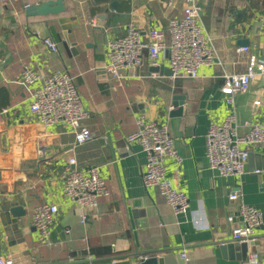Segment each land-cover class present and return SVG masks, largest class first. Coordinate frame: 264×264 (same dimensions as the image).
<instances>
[{
	"label": "crops",
	"instance_id": "1",
	"mask_svg": "<svg viewBox=\"0 0 264 264\" xmlns=\"http://www.w3.org/2000/svg\"><path fill=\"white\" fill-rule=\"evenodd\" d=\"M43 1L0 0V101L6 102L0 110L11 109L0 123V256L12 253L14 264H103L112 256L134 261L136 254L163 249L174 264H182V252L185 264H242V248L223 250L222 241L232 239L246 203L263 214L249 251L259 249L264 264V185L258 173L264 142L250 147L244 172L235 176L211 168L206 156L209 126L229 114L241 133L264 124V73L233 103L222 90L224 73L245 72L251 55L264 60V0H193L212 38L215 62L202 65L195 78L172 79L153 71L146 56L122 81L106 69L109 40L125 35L131 23L143 35L164 29L169 40V22L183 15L187 0H117L116 8L114 0H65L59 15H30L28 8ZM45 38L58 42L59 50L49 49ZM241 46L249 50L241 52ZM158 62L170 68L167 50ZM25 65L41 75L32 87L56 70L70 72L91 112L84 120L91 139L77 144L67 123L45 124L31 112L30 92L19 82ZM177 95L185 96L182 106L174 105ZM142 117L167 124L174 138L182 161L167 158L166 175L188 195L186 213L176 214L157 187L143 182L146 152L126 139ZM72 156L79 167L99 166L111 192L97 209L87 210L85 223L79 206L63 193L62 174ZM232 193L238 197L231 199ZM16 200L26 209L17 223L4 212L5 202ZM44 202L59 207L49 243L40 242L33 225L35 207Z\"/></svg>",
	"mask_w": 264,
	"mask_h": 264
},
{
	"label": "built area",
	"instance_id": "2",
	"mask_svg": "<svg viewBox=\"0 0 264 264\" xmlns=\"http://www.w3.org/2000/svg\"><path fill=\"white\" fill-rule=\"evenodd\" d=\"M200 7L187 0L184 13L174 17L168 25L169 40L164 29L152 28L145 35L134 24L128 25L127 32L121 37L108 42L109 74L117 81L130 76L132 70L143 65L146 56L152 66H160L159 54L167 50L170 78H195L199 68L213 64L216 53L212 38L207 33L199 17ZM264 25V14L260 15ZM45 44L52 51L59 50V43L52 38H45ZM248 46H241L239 51L246 52ZM258 72L264 73V60L251 55L247 70L243 73H224L222 90L227 94L229 103L234 102L238 92L248 91L257 80ZM152 76H161L152 72ZM41 75L31 66L25 65L19 82L30 92V110L45 124L63 121L75 133L76 143L82 144L92 138L93 133L85 126L84 120L91 112L83 104L81 94L73 76L68 70H56L46 76L42 82L32 87ZM9 107L0 110V123L10 113ZM128 142H138L146 152L147 162L143 171L146 187H157L173 207L176 214L186 213L189 209V197L183 190L174 186L166 175V160L169 157L182 161L175 146V141L168 125L157 121H148L143 117L138 120V128L127 136ZM264 142V124L255 122L245 133L238 129L236 117L229 114L223 122L213 123L206 134V156L209 166L224 176H235L244 172L251 146ZM43 154V150L40 151ZM74 156L68 160V166L62 174L63 193L80 208L79 218L87 221V210L97 209L102 198L111 192L106 180L101 175L99 166L82 168L76 165ZM237 193L230 194L236 199ZM59 207L55 203L44 202L35 207L33 225L38 231L41 243H49ZM240 220L232 230V239L251 243L255 241L257 228L263 223V214L256 206L242 203L239 209ZM233 220V216L229 217ZM185 262L186 252L181 253ZM0 264H14L13 254L8 252L0 256ZM242 264H262L261 251L253 249L248 252Z\"/></svg>",
	"mask_w": 264,
	"mask_h": 264
},
{
	"label": "water",
	"instance_id": "3",
	"mask_svg": "<svg viewBox=\"0 0 264 264\" xmlns=\"http://www.w3.org/2000/svg\"><path fill=\"white\" fill-rule=\"evenodd\" d=\"M118 5V1L114 0L113 2H111V6L116 8ZM66 10V6H65V0H45L39 4L30 6L28 8V12L30 15H48V14H52V15H59L63 12H65ZM105 18V15L102 16V19ZM67 18H61L60 22L63 25L64 29H68V31H70V26H67L65 23L67 22ZM103 23V20H99L98 28L101 26V24ZM248 42L247 40H243V44L246 45ZM153 71H160L161 73H166L167 75H171L172 74V70L170 68H164L161 69L158 66H154L151 68ZM176 99H178L179 101H175L174 105L175 106H182V104L184 103L185 100V96L184 95H177ZM183 108H180L179 110H177L176 112H173L174 114L176 113H181ZM252 154L249 153V158H251ZM259 157L261 158V162H260V169L261 171L258 172L261 174L262 176V180H263V185H264V151L263 153H261L259 155ZM5 207H4V212L6 214H8V217L10 218L9 221L11 222H15L17 223V219L23 217L26 215V209H25V204L24 202H19V200L13 201V202H5ZM251 243H240L239 241L236 240H224L222 241V249L223 250H231L233 248H242L243 250V255L245 257V259L247 258V254L249 251V245L252 244ZM167 250H163V249H159V250H155L152 252H149L147 254H136L134 255L135 260L131 261H117L119 258L118 256H112L108 259H106L107 262L103 263V264H174L172 257L168 256L166 253ZM93 263L98 264V260H92ZM182 264H185V260L182 258L181 260Z\"/></svg>",
	"mask_w": 264,
	"mask_h": 264
},
{
	"label": "trees",
	"instance_id": "4",
	"mask_svg": "<svg viewBox=\"0 0 264 264\" xmlns=\"http://www.w3.org/2000/svg\"><path fill=\"white\" fill-rule=\"evenodd\" d=\"M106 1H109V0H106ZM3 88H1L0 90H2ZM6 105V102L5 101H0V107L2 106H5Z\"/></svg>",
	"mask_w": 264,
	"mask_h": 264
}]
</instances>
